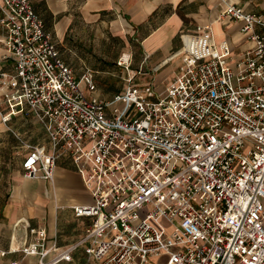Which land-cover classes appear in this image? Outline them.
Returning a JSON list of instances; mask_svg holds the SVG:
<instances>
[{
  "label": "built area",
  "instance_id": "built-area-1",
  "mask_svg": "<svg viewBox=\"0 0 264 264\" xmlns=\"http://www.w3.org/2000/svg\"><path fill=\"white\" fill-rule=\"evenodd\" d=\"M33 0H0L3 47L12 74L0 72L11 116L28 111L48 147L32 146L21 162L25 179L52 181L68 156L89 192L72 206L91 223L59 249L44 229L28 244L11 236L0 261L71 262L80 247L95 264H264V20L227 0L218 18L241 24L251 47L232 56L210 25L179 38V67L156 94L131 86L110 100L94 75L78 80L58 56ZM116 65L128 76V61Z\"/></svg>",
  "mask_w": 264,
  "mask_h": 264
},
{
  "label": "crops",
  "instance_id": "crops-1",
  "mask_svg": "<svg viewBox=\"0 0 264 264\" xmlns=\"http://www.w3.org/2000/svg\"><path fill=\"white\" fill-rule=\"evenodd\" d=\"M227 1L247 13L262 16L264 20V0ZM220 6L218 0L32 1L33 10L50 35L59 58L71 69L76 80L86 69L84 61L89 60L87 51L94 49L98 43L112 46L108 34L111 37L120 36V33L127 35L125 41L119 42L117 50L134 53L133 58L128 55L130 72L128 76L123 73L120 77L123 86L114 93L101 94L96 87L95 94L103 100L122 93L128 85L125 82L127 77L131 78V86L143 88L150 85L156 94L163 93L179 67V36L192 32L197 25H210L217 42L228 40L233 57L250 48L252 44L240 32L239 22L218 18ZM4 34L0 28V72L12 74L13 61L4 51ZM120 56L110 60L113 64L111 69L118 68L116 61ZM2 98L0 88V104ZM5 111L3 115L8 113L7 108ZM41 130L43 137L35 146L48 147L47 137ZM11 180L13 183L6 202L0 206L1 249L9 247L11 236L16 237L19 243H31L39 229L46 231L47 245L54 243L59 249L72 245L82 237L91 219L76 218L71 207L90 205L92 198L68 156L57 160L52 181L23 178L21 163L18 169L12 171ZM14 258H20V255H12L1 260L0 264H8V259ZM22 264H37V257L27 256ZM60 264L95 263L86 262L83 247H80L73 253L71 262Z\"/></svg>",
  "mask_w": 264,
  "mask_h": 264
},
{
  "label": "rangeland",
  "instance_id": "rangeland-1",
  "mask_svg": "<svg viewBox=\"0 0 264 264\" xmlns=\"http://www.w3.org/2000/svg\"><path fill=\"white\" fill-rule=\"evenodd\" d=\"M119 35L115 37H111L110 34L107 35L108 41L113 43L112 46L98 43L94 49L87 51L89 60L84 61L85 68L93 73L95 85L101 94L114 93L123 86L120 77L126 71L118 66L120 70L118 68L111 69L113 64L110 60H115L121 54H131L132 58L134 56L131 50L123 52L120 51L121 49L117 50L119 42L125 41L127 37L122 33ZM127 49L129 50V48ZM5 108L2 101V104H0L1 114H4ZM42 137L43 132L30 113L25 112L12 116L6 122L3 120V116L0 115V206L6 202L7 194L12 186V171L19 168L23 157L32 146L40 142Z\"/></svg>",
  "mask_w": 264,
  "mask_h": 264
},
{
  "label": "bare ground",
  "instance_id": "bare-ground-1",
  "mask_svg": "<svg viewBox=\"0 0 264 264\" xmlns=\"http://www.w3.org/2000/svg\"><path fill=\"white\" fill-rule=\"evenodd\" d=\"M127 57H128V55H125V56H124V59H127Z\"/></svg>",
  "mask_w": 264,
  "mask_h": 264
}]
</instances>
